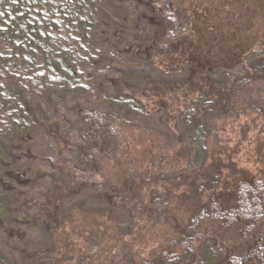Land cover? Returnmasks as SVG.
<instances>
[{"label": "trees", "instance_id": "obj_1", "mask_svg": "<svg viewBox=\"0 0 264 264\" xmlns=\"http://www.w3.org/2000/svg\"><path fill=\"white\" fill-rule=\"evenodd\" d=\"M50 1L0 0V64L7 66L0 77L1 118L13 112L8 106L22 104L2 102L10 89L21 88L18 82L9 87L20 68L28 76L21 81L25 87L43 76L56 78L47 65L37 68L39 75L31 66L32 59L57 57L47 34L56 39L55 30L68 32L64 21L46 26L43 13ZM130 1L151 32L129 51L167 75L133 82L115 58L92 69L118 93L117 101L77 106L84 124L78 140L58 137L60 152L48 156L59 174L37 202L47 245L34 254L42 257L37 264H170L210 239L222 245L224 237H238L243 249L232 246L212 264H264V240L256 235L264 219L263 179L243 174L220 188V177L234 168L211 139L226 128L218 111L225 115L227 106H237L240 101L233 98L249 80L264 82V56L248 58L258 49L264 52V0ZM220 72L224 80L217 77ZM59 77L56 88L70 89ZM202 98L213 102L209 114H198L209 149L193 172L180 173L190 166L194 148L181 126L185 107L201 106ZM62 149L74 157H64ZM158 233L154 252L146 253ZM0 264L7 263L0 259Z\"/></svg>", "mask_w": 264, "mask_h": 264}, {"label": "rangeland", "instance_id": "obj_2", "mask_svg": "<svg viewBox=\"0 0 264 264\" xmlns=\"http://www.w3.org/2000/svg\"><path fill=\"white\" fill-rule=\"evenodd\" d=\"M44 9L47 27L51 24L56 27L64 21L69 28L66 34L55 30L60 38L54 39L52 34H47L52 38L53 51L57 56L54 62H42L36 58L31 60V66L39 75L37 68L47 65L48 74L52 71L56 78L63 75L62 79L70 89L56 88L59 76L57 79L43 76L25 87L21 81H28V76L25 69L20 68L16 72H21V75H16L13 79L15 84L10 83L9 87L18 82L21 88L14 87L8 96L2 97L4 106L22 102L19 106H8L13 112L0 117V259L7 264H37V259H42L34 255L47 246L41 224L37 222L40 211L37 202L46 198L47 187H51L59 174L58 168L53 167L48 159L49 155L60 152L57 138L66 137L76 142L80 136L84 124L76 107L80 104L108 106L117 101L118 93L111 91L92 69L115 58L125 65L124 77L133 82L145 83L152 77L167 75L163 70L134 58L129 51L151 32L146 18H138V10L130 0H52ZM262 56L264 52L258 49L248 58L255 62ZM62 57L65 60H61ZM4 69L7 71V66L0 64V77L5 76ZM244 74V69L238 71V75ZM217 77L224 80L221 72ZM48 82L54 84L51 86ZM72 84L76 86L75 91ZM235 93L233 90L231 96ZM237 94L240 97L234 96L233 99L234 102L235 98L238 99L240 105L227 106L225 115L218 108L219 114L224 116L221 118L226 128H219L211 137L212 143L216 142L215 148L218 151L225 149L231 157L234 168L220 177V188L232 184L236 176L243 174L259 177L264 182V82L249 80L244 90ZM199 103L201 106L190 104L185 107L181 126L194 148H190V166L179 168L180 173L193 172L209 149V145H205L208 135L198 121V114H209L213 102L202 98ZM62 153L66 158L74 157L65 149ZM92 192L93 189H88L87 193ZM256 235L264 240V219ZM206 237L210 239L207 232ZM159 239V233L152 237L146 253L154 252ZM237 240L238 237L219 238L220 245L210 239L207 245L193 253H180L170 264H212L226 255L232 246L234 249L238 246L240 252L243 246Z\"/></svg>", "mask_w": 264, "mask_h": 264}]
</instances>
